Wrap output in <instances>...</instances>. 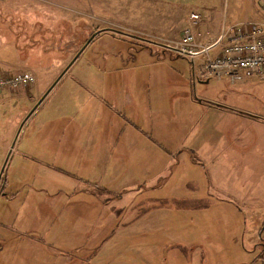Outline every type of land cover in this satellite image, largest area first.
<instances>
[{
	"label": "rangeland",
	"instance_id": "374dc122",
	"mask_svg": "<svg viewBox=\"0 0 264 264\" xmlns=\"http://www.w3.org/2000/svg\"><path fill=\"white\" fill-rule=\"evenodd\" d=\"M260 1L0 0V264H264V74L230 82L256 80L239 93L220 89L195 77L205 57L194 67L167 49L190 28L195 56L217 59L264 25ZM22 74L32 81L13 86ZM129 96L141 109L134 127ZM216 96L261 117L235 123L219 149H180L199 127V103ZM140 141L166 150L133 177L121 160L137 151L123 147ZM167 179L177 194L147 190ZM72 249L76 260L64 255Z\"/></svg>",
	"mask_w": 264,
	"mask_h": 264
},
{
	"label": "crops",
	"instance_id": "0c3cea01",
	"mask_svg": "<svg viewBox=\"0 0 264 264\" xmlns=\"http://www.w3.org/2000/svg\"><path fill=\"white\" fill-rule=\"evenodd\" d=\"M168 51H173V50L168 49ZM201 56L205 57L206 59H207V57L212 58V56L210 55V52H208L207 55L206 54L198 55L197 57L194 58V61H191L192 65L194 67L196 66L197 59H199ZM206 59L195 70V72H194L195 76L200 71L203 63L206 62ZM70 70H72V68H70ZM70 70H68L66 72V75L70 72ZM65 76H63L60 79V81L54 86V88L51 90V92L56 88L57 85H59L63 81V78ZM214 80H216V79H214ZM201 81H205V83L209 82L206 80H201ZM216 81H217L216 87L222 89V88H225L226 86H230L233 88H237L236 93H239V91L242 90L241 87L245 88L256 80H249L243 84H235V85L231 84L228 79H220V80H216ZM72 82H73V86H75V87H78L79 85L87 86L86 84H84V80L74 79V80H72ZM50 93L48 94V96L50 95ZM92 93L94 95L91 96L90 101L92 100V102L96 103L93 98L97 97V98H99V100L102 99L100 96L97 95V93H94V92H92ZM60 95H62V94L60 93ZM48 96L44 99V101L46 99H48ZM223 97L226 98L225 96H223ZM129 98L130 99L127 102L125 101V105L127 106L128 109H133L134 114L131 113L130 117L125 118V121L129 126L134 127L133 126L134 120H136V122L139 125V120L141 119L139 112L141 111V109L139 108L137 102L134 101L133 97L129 96ZM241 100L242 99L239 98L236 100V102L239 105H241ZM44 101L41 103V105L44 103ZM90 101H88V102H90ZM101 101H103V99ZM65 102L66 103L73 102V97H67V98L61 97V103H62L61 106H63ZM244 102H249V101L244 99ZM247 105L245 107H247ZM198 106H199L198 108H200L204 112L203 116L201 117V119L199 121V124H198L199 127L197 129V128H194L192 126L191 129L190 128L186 129V132L189 133L190 138H187L188 141L186 142L187 143L186 146L180 147V149H186V150L188 149L192 153L194 152V154H195V151H200V150H207L208 151L211 149H219L220 147L223 146L222 140L224 139L225 136H229L230 131H232L233 128L235 127L234 126L235 123L239 124L240 122H248V121H252V120H255V119H258L261 117L258 114H256L255 112H253L251 109L250 110L249 109H245V110L243 109L242 110L241 106H227L226 104H222V102L220 101V98L217 96L205 98L203 101H201L199 103ZM39 107L36 109V111L39 109ZM35 112H34V114H35ZM59 114H60V112L56 110L55 116L59 115ZM187 119H188L187 120L188 122H193L192 114H189L187 116ZM252 122H258V121L256 120V121H252ZM263 130H264V127H263ZM239 132L240 131H237V134H239ZM48 134H50V132H48ZM43 146H45V144L40 145L41 148ZM123 148L125 150H128V151L135 148L137 151L136 156H134L133 154H130V157H128L124 160H121V164H123V166H125V168H126L125 174H131V175H133V177H134L135 173L132 170V166H139L140 165L143 167L144 165H146L143 160L146 158L147 155H151V157L154 156V159H155V156L159 157L160 153L162 154L161 149L166 150V148H164L163 146H161L159 143H157L155 141L146 142V143L145 142L141 143V141H140V142H137L136 144L132 143V142L129 144L126 143ZM138 151H141V152L139 153ZM148 151H151V152H148ZM155 151H157V153H155ZM164 155H165V153H164ZM167 156H168V158H170V155H167ZM191 156L193 157V154ZM25 157H27V156H25ZM214 157H217V156H214ZM195 158H196V160L201 159V157L198 155H196ZM32 159L37 161V163L39 165L54 166V165H50L51 162H46L44 160V158H42V157H40V159L39 158H32ZM213 159L216 160V158H213ZM217 159H222V158L217 157ZM109 160H110V157H107L106 159L101 160L100 163L108 165L110 163ZM231 163L238 164V160L232 161ZM167 164H168V162H167ZM195 164H198V163H195ZM150 165L154 166L155 163L152 162ZM213 165H215V164H213ZM217 165H221V164L218 163ZM128 166H131V167L129 168ZM106 172H107V170L104 171V173H106ZM81 180L86 181L83 179H81ZM136 181L137 182L140 181L139 178ZM169 181H170V179H167V183L160 184L156 187L148 188L147 190H154V192H155L156 190L157 191L160 190L162 187H167L170 195L177 194L176 193V187L168 185ZM141 182L142 181L138 182L137 184H140ZM87 191H89V190L88 189L83 190L82 192H85V194H86ZM180 193L181 192L179 191L178 194H180ZM223 201L233 203L227 199H224ZM58 203H59V201H57L56 206ZM217 208L220 209V211L223 213L222 208H220V207H217ZM237 212H242V210L238 209ZM27 237H30V236H27ZM31 241L35 242V240H31ZM73 252H74V249L69 250L68 254H64V255L67 256V258L70 255L76 260V256H73V254H72ZM39 258H41V257H39Z\"/></svg>",
	"mask_w": 264,
	"mask_h": 264
},
{
	"label": "built area",
	"instance_id": "2783aa9c",
	"mask_svg": "<svg viewBox=\"0 0 264 264\" xmlns=\"http://www.w3.org/2000/svg\"><path fill=\"white\" fill-rule=\"evenodd\" d=\"M260 8L264 10V1H260ZM192 19H199V15H192ZM194 33L190 28L183 33V38L177 46L167 49L175 51L179 56L188 57L194 61L196 47ZM264 74V25L255 24L245 35L238 34L232 39L217 59L206 61L198 74L199 80L226 78L232 83L244 82ZM32 81L28 74L17 75L11 84L13 86ZM3 82V81H2Z\"/></svg>",
	"mask_w": 264,
	"mask_h": 264
},
{
	"label": "water",
	"instance_id": "95a60500",
	"mask_svg": "<svg viewBox=\"0 0 264 264\" xmlns=\"http://www.w3.org/2000/svg\"><path fill=\"white\" fill-rule=\"evenodd\" d=\"M105 30L103 31H100L98 33H95L94 35H92L90 37V39L88 40L87 44L80 50V52L75 56L74 60L66 67V69L61 73V75L56 79V81L52 84V86L46 91V93L44 94V96L37 102V104L34 106V108L31 110V112L29 113V115L27 116L26 120H28L30 118V116L36 111V109L41 105V103L44 101V99L48 96V94L51 92V90L54 88V86L60 81V79L66 74V72L70 69V67L74 64V62L79 58V56L81 55V53L84 51V49L86 48V46L101 32H104ZM25 120V121H26ZM24 125V123H23ZM23 125L20 127L19 129V132L21 131ZM19 134V133H18ZM16 140H14L13 142V145H12V148L14 147L15 143H16ZM12 148L11 150L8 152V155H7V159L5 161V164L2 168V172L4 171L5 167H6V164L9 160V157L12 153Z\"/></svg>",
	"mask_w": 264,
	"mask_h": 264
}]
</instances>
